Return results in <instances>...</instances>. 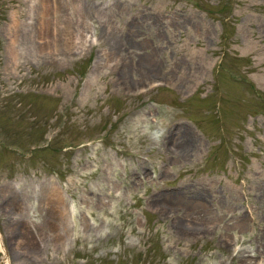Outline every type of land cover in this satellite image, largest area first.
I'll use <instances>...</instances> for the list:
<instances>
[{"label": "rangeland", "instance_id": "rangeland-1", "mask_svg": "<svg viewBox=\"0 0 264 264\" xmlns=\"http://www.w3.org/2000/svg\"><path fill=\"white\" fill-rule=\"evenodd\" d=\"M0 264H264V0H0Z\"/></svg>", "mask_w": 264, "mask_h": 264}, {"label": "bare ground", "instance_id": "bare-ground-1", "mask_svg": "<svg viewBox=\"0 0 264 264\" xmlns=\"http://www.w3.org/2000/svg\"><path fill=\"white\" fill-rule=\"evenodd\" d=\"M53 190V191H52ZM51 191H52V199H56L55 201H53V202H57V201H60L59 199H60V197L62 196L60 193H59V191H58V189H55V188H53ZM50 195V194H49ZM175 199L176 197H173V196H170V197H168V199L169 200H172V199ZM51 204V203H50ZM57 205V204H56ZM63 207V206H62ZM68 210H70V209H68ZM56 212H57V214H54L55 216H53V218H52V220H51V222H52V224H53V226H55V224H57L58 225V221L55 223V219H60L61 220V224L60 225H63L64 227H65V225H64V218H63V216H65V212H66V208H65V212H64V209H62L61 207H59V210L57 209L56 210ZM70 215V214H69ZM62 227V226H61ZM54 228H58L57 226L56 227H54ZM61 229H63V227L61 228ZM59 231H60V229H59ZM65 231V230H64ZM65 234L62 232H60V233H58V231H55V238L56 239H62L63 238V236H64Z\"/></svg>", "mask_w": 264, "mask_h": 264}]
</instances>
